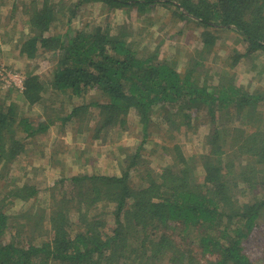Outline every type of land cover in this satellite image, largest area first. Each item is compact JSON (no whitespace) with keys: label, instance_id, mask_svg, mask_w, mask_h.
Returning a JSON list of instances; mask_svg holds the SVG:
<instances>
[{"label":"trees","instance_id":"trees-1","mask_svg":"<svg viewBox=\"0 0 264 264\" xmlns=\"http://www.w3.org/2000/svg\"><path fill=\"white\" fill-rule=\"evenodd\" d=\"M93 2L108 12L132 11L139 17L156 5L169 7L174 19L203 29L202 53L213 48L212 31L233 32L239 43L232 66L259 59L258 53L264 56V0H77L68 8L60 0H41L26 11L29 37L20 43L19 54L33 59L39 49L50 51L57 66L47 84L37 74L25 73L22 104L11 101L9 94L0 101L3 179L52 126L63 128L74 121L82 135L83 122L90 125L84 115L92 107L97 109L95 127L89 129L93 141L124 129L130 113L144 131L159 115L174 120L178 131L189 130L202 117L215 126L219 116L232 111L237 125L213 127L205 137V153L186 158L175 146L173 163L153 177L148 173L141 189L129 184L140 150L125 158L120 175H60L47 189L9 184L0 200V264H259L243 243L264 225V94L250 93L223 76L217 85H208V79L199 77L197 62L181 73L173 62L139 57L126 24L69 31L80 7ZM59 23L68 27L65 33L48 36ZM48 90L66 99L68 113L61 115L64 101L59 109L52 106L54 101L49 107L44 103ZM91 93L100 101L87 103ZM34 106L42 108L43 119L26 115ZM43 192L50 198L49 211L37 205ZM16 201L29 205L12 213ZM28 226L36 237L47 239L21 242V230ZM191 233L195 238L188 246L185 239Z\"/></svg>","mask_w":264,"mask_h":264},{"label":"rangeland","instance_id":"rangeland-1","mask_svg":"<svg viewBox=\"0 0 264 264\" xmlns=\"http://www.w3.org/2000/svg\"><path fill=\"white\" fill-rule=\"evenodd\" d=\"M40 1L0 0V73L24 76L25 73L31 72L37 74L40 80L47 84L52 79L54 68L57 66L54 53L39 49L37 56L33 59L19 54L20 43L29 37V13L27 14L26 11H32ZM53 1L59 0H50V2ZM60 1L68 8L74 7V2L77 0ZM171 12L169 7L156 5L145 16L139 17L132 11L108 12L105 6L93 2L80 7L70 23L69 31H90L96 26L116 29L119 25L126 24L139 57L147 58L153 55L157 61L173 62L181 73L191 63L197 62L199 77L201 80L208 79V85H217L223 76L226 81L233 80L235 85H242L250 93L259 91L264 94V56L258 53L259 59L255 61L242 59L237 65L232 66V57L239 42L235 33L225 31H212V36L215 37L213 48L202 53L200 50L203 49L201 36L203 29L193 23L174 19ZM61 17L63 21H66V17ZM64 23H59L57 28H52L47 35L65 33L68 27ZM243 50L241 45L240 52ZM196 51L200 52L196 54ZM14 90L16 89L9 93L8 88L4 87L0 81V101L3 102L9 94L11 101L22 104L19 90ZM54 96L48 90L44 95V103L49 107L52 105L50 102L54 101L52 106L54 109H59L60 102L64 101L65 113L61 115L68 113L69 105L66 104V99L59 100ZM89 96L87 103L91 100V102L100 101V97L95 93ZM52 97L54 99L50 100ZM26 115L34 120L40 117L43 119L42 108L39 106L28 109ZM84 116L90 119V125L87 120L83 122L80 127L83 131L82 135L76 132L77 126L73 121L65 124L63 128H60L59 124L56 127L52 126L44 137L38 136L32 149L28 148L24 155L17 159L6 178L0 177V200L7 193L9 184L14 182L47 189L50 182L58 179L60 175L65 178L85 174L120 175L127 164L124 162L125 158L128 159L138 150L141 155L138 169L130 168L129 184L134 189H141L148 183L146 178L148 173L153 177L164 167L173 163L172 160L177 152L175 146L180 148L179 152L186 158L205 153L207 150L204 147L205 137L211 133L213 127L230 129L237 125L236 115L232 111L224 117L219 116L215 126L208 122V117H202L195 121L189 130L182 128L178 131L174 120L168 119L167 115L165 117L159 115L153 117V122L144 131L136 115L130 113L124 129H114L111 133H103L99 139L93 141L89 129L95 127L97 109L90 108ZM261 125L264 128V117ZM79 152H85V154L80 157ZM2 175L3 171L0 172V176ZM60 190L59 186L58 192ZM49 199L48 192L40 194L37 199L38 207L49 211L51 209ZM15 204V207L11 209L12 213L24 211L29 205L25 207L19 201ZM100 212L99 208L93 211V214ZM107 220L111 222L110 217ZM32 232L29 226L23 228L19 236L21 242L25 238L39 244L47 239V237L46 239L38 238ZM194 236L195 233L186 235L185 242L188 246H192ZM243 247L252 261L264 264V225L253 230L244 241ZM196 258L204 261L198 252H196Z\"/></svg>","mask_w":264,"mask_h":264},{"label":"built area","instance_id":"built-area-1","mask_svg":"<svg viewBox=\"0 0 264 264\" xmlns=\"http://www.w3.org/2000/svg\"><path fill=\"white\" fill-rule=\"evenodd\" d=\"M4 74L5 72L0 73V81L4 84V87H7L8 89L15 88L19 91L23 90L24 76H20L19 74L14 75L11 73H7L6 75Z\"/></svg>","mask_w":264,"mask_h":264}]
</instances>
